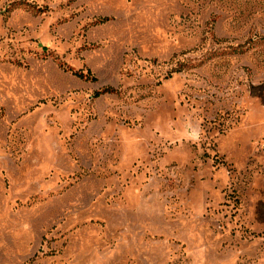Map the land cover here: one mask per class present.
Listing matches in <instances>:
<instances>
[{"label": "rangeland", "instance_id": "1", "mask_svg": "<svg viewBox=\"0 0 264 264\" xmlns=\"http://www.w3.org/2000/svg\"><path fill=\"white\" fill-rule=\"evenodd\" d=\"M261 84L264 0H0V264H264Z\"/></svg>", "mask_w": 264, "mask_h": 264}, {"label": "trees", "instance_id": "2", "mask_svg": "<svg viewBox=\"0 0 264 264\" xmlns=\"http://www.w3.org/2000/svg\"><path fill=\"white\" fill-rule=\"evenodd\" d=\"M75 76L85 80V81H95L96 78L92 75V73L89 71L86 74L83 72H74L73 73ZM115 93V90L112 88H106L103 91L97 93L96 96H101L104 94H112ZM251 93L259 98L263 104H264V84L258 85V86H252L251 88Z\"/></svg>", "mask_w": 264, "mask_h": 264}]
</instances>
